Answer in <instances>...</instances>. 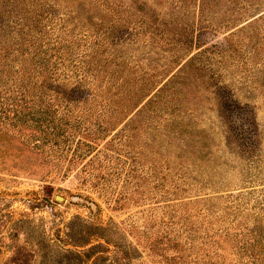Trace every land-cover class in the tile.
Listing matches in <instances>:
<instances>
[{
	"label": "rangeland",
	"instance_id": "374dc122",
	"mask_svg": "<svg viewBox=\"0 0 264 264\" xmlns=\"http://www.w3.org/2000/svg\"><path fill=\"white\" fill-rule=\"evenodd\" d=\"M0 48L95 133L0 121V264H264V0H0Z\"/></svg>",
	"mask_w": 264,
	"mask_h": 264
},
{
	"label": "trees",
	"instance_id": "16d2710c",
	"mask_svg": "<svg viewBox=\"0 0 264 264\" xmlns=\"http://www.w3.org/2000/svg\"><path fill=\"white\" fill-rule=\"evenodd\" d=\"M10 53L9 48L0 53V109L11 104L14 110H0V121L28 127L31 131L28 136L34 141L32 150L43 154L48 161L61 160L66 154L65 144L80 135L85 141L81 138L77 141L72 157L79 158L90 152L92 145L86 141L95 133L84 126L90 121L70 119L74 114L70 101L64 105L63 100L46 99L48 90L55 91L59 86L55 85L51 63L47 60L11 61ZM4 95H13L14 99ZM60 108L66 112L60 114Z\"/></svg>",
	"mask_w": 264,
	"mask_h": 264
},
{
	"label": "water",
	"instance_id": "95a60500",
	"mask_svg": "<svg viewBox=\"0 0 264 264\" xmlns=\"http://www.w3.org/2000/svg\"><path fill=\"white\" fill-rule=\"evenodd\" d=\"M55 199L56 200H64L63 197H61V196H56Z\"/></svg>",
	"mask_w": 264,
	"mask_h": 264
}]
</instances>
